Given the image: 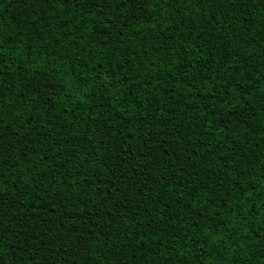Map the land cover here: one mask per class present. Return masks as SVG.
<instances>
[{
  "label": "trees",
  "instance_id": "trees-1",
  "mask_svg": "<svg viewBox=\"0 0 264 264\" xmlns=\"http://www.w3.org/2000/svg\"><path fill=\"white\" fill-rule=\"evenodd\" d=\"M143 2V12L123 36L108 40L91 24L81 31L69 24L71 34L65 35L59 26L64 20L33 15L37 6L25 8L20 0L0 12L5 33L22 45L39 46L41 62L46 56L59 64L52 58L64 56L73 64L80 57L88 62L84 71L95 65L92 75L111 79L115 72L122 78L102 98L84 104L81 93L71 99L61 93L52 97L55 107L44 112L30 115L25 101L17 118L12 108L2 140L8 160L0 171L9 199L15 200L4 213L0 264H205L195 255L182 262L175 258L174 249L184 250L180 229L186 227L191 236L200 215L188 211L178 193L192 186L206 189L197 192V200L207 206L215 199L225 221L241 200L247 204L249 194L257 204V194L264 196V124L259 108L250 110L243 99L261 86L244 81L248 73L264 72V20L259 19L264 9L254 5L249 16L240 11L243 6L218 8L216 0L207 10L204 0H193V7L186 0ZM234 104L244 108L233 109ZM84 204L91 214L67 211ZM234 222L241 240H225L230 248L223 260L262 264L264 244L242 238L248 229L257 239L260 221ZM141 234L148 243L138 241ZM241 242L243 249L237 247ZM188 246L199 251L191 241Z\"/></svg>",
  "mask_w": 264,
  "mask_h": 264
},
{
  "label": "snow or ice",
  "instance_id": "snow-or-ice-1",
  "mask_svg": "<svg viewBox=\"0 0 264 264\" xmlns=\"http://www.w3.org/2000/svg\"><path fill=\"white\" fill-rule=\"evenodd\" d=\"M213 0H204L205 10L211 5ZM13 0H0V12L10 7ZM20 3L25 5V8L36 5L37 7L32 9V14L37 13L41 15H50L58 23L61 20L65 22L59 24L65 35L71 34L69 24L75 26L76 31H81L83 28H87L91 24L96 30L99 36L104 37L108 40L109 37L119 34L123 36L125 29L131 27V23L139 18V13L144 10L143 0H20ZM188 7H193V0H186ZM217 7L219 8L224 3L230 5L233 9L240 7V11L246 12L247 15L252 16L255 9L254 5H259L261 9H264V0H216ZM121 9L130 13L125 16L121 13ZM139 10V11H138ZM198 11L200 9H197ZM23 14V9L21 10ZM71 11V15L68 12ZM63 14V15H62ZM76 17V19H73ZM215 19H219L215 17ZM259 19L264 20V12L261 13ZM91 31V30H89ZM137 33L139 29H136ZM264 31V27L261 28ZM47 35H53L51 31ZM82 38V37H81ZM57 43H59V37H54ZM254 39V38H253ZM264 39V37H262ZM109 42H111L109 40ZM34 42L29 44L24 42L22 45L19 41L15 40L11 33H5L4 24L2 18H0V168H3L8 157L3 154L2 151V140L8 129L7 119L8 115L11 114L12 108L15 107V117L19 118L23 116V112L19 105L28 102L29 114L34 115L39 112L47 111V106L53 104L52 97L59 96L64 93L71 99V95L75 93H81L85 97L84 100H80L79 103L84 104L87 100H94L99 95L103 97L104 92L109 90V87H115L114 81L118 82L122 78L116 75L115 72H111V79L108 75L101 79L99 75H92L95 73V65H92L90 71H84L88 68V62L82 60L80 57H75V63L69 64L68 59L64 56L53 57L52 59H59V64L51 63L47 57L41 62V51L39 46H33ZM51 51V50H49ZM119 51L118 49L116 50ZM251 55V53H249ZM89 60L92 57L88 58ZM119 63V57H117V64ZM111 65L110 63V70ZM243 67V65H241ZM19 68V72H17ZM127 71V69H124ZM239 73V69H237ZM244 76V73H239ZM245 83H253L261 85L258 88H252L246 92L243 99L247 101V106L250 110L256 111L259 108L260 122L264 124V72L262 73H248L245 77ZM236 84L239 85L240 81L237 80ZM68 88H71V93L68 92ZM103 89V91H100ZM243 91V89H241ZM112 94V93H110ZM237 95H240L238 92ZM239 106L241 109L244 108L243 104H234L232 106L235 109ZM8 110L7 114L5 110ZM146 113H141L145 115ZM59 116V113H57ZM255 118V117H254ZM101 119H104L101 117ZM51 122V117H48ZM28 123H32L31 120ZM107 123V120H105ZM19 132V129H15ZM264 139V134L261 136ZM59 146L57 151H59ZM71 162V161H69ZM264 164V161L260 162ZM264 178V174H262ZM6 177L3 171H0V259L5 255V236L2 229L6 228L7 225L4 223V213L9 211L11 204L14 202L15 197L9 199L11 190L7 189L4 181ZM87 182L86 180L84 181ZM206 189H199L197 186H192L187 192H179L178 196L183 199L188 205V211L198 210L200 215L193 221L194 226L192 227V235L188 234L187 228L182 227L180 229L183 232L181 239L184 241V248L181 251L180 247L174 249L175 258L178 261H183L185 256L195 255L198 261H203L205 264H226L223 260V252L229 250L230 245L225 243V240L235 242L241 240V237L235 235L233 230L238 229L236 221L241 220L243 224H248L249 221L253 223L258 219L260 221L259 232L257 239H252L253 231L245 229L242 233L244 241H250L256 243L257 240L264 244V196L257 194L256 200L258 204L253 200L251 194L248 196L247 204L241 200L239 206L233 207L228 213V220L225 221L221 215V209L215 208V199L211 200V203L207 206L201 204L196 197L197 192H206ZM252 191H255L253 187ZM215 194H213V197ZM231 198V197H229ZM176 203H180L178 199ZM213 211L209 214V209ZM87 210L89 214L93 212V209L89 208L87 204L83 207L75 205L67 211L83 213ZM103 208L97 209V212L102 211ZM16 211H20L19 208ZM109 215H113L112 210H108ZM16 215L15 212L12 213ZM70 223H74L71 217H66ZM177 217H169L171 223H175ZM181 220H189L191 217L181 216ZM159 220L164 221V216L160 215ZM115 223V221H113ZM231 224V228H229ZM110 227V225H109ZM200 229V231H197ZM153 235L155 233H152ZM159 240L160 237L156 236ZM138 241L141 244L148 243L144 234L138 237ZM198 249V252H194L193 247L188 246V242ZM11 243V241H7ZM35 242V241H33ZM238 248L243 249L245 244L243 242L237 245ZM219 257L220 259H216ZM6 264V262H5ZM264 264V262H262Z\"/></svg>",
  "mask_w": 264,
  "mask_h": 264
}]
</instances>
